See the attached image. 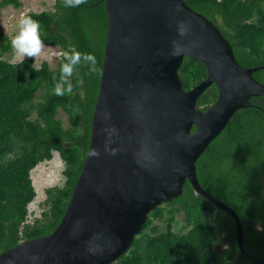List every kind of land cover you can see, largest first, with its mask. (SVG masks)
I'll use <instances>...</instances> for the list:
<instances>
[{
  "label": "trees",
  "instance_id": "1",
  "mask_svg": "<svg viewBox=\"0 0 264 264\" xmlns=\"http://www.w3.org/2000/svg\"><path fill=\"white\" fill-rule=\"evenodd\" d=\"M184 1L217 26L240 66L264 65V0ZM7 6L18 8L21 3L0 0V14ZM25 14L40 22L46 46L93 52L99 70L89 75L87 67H78L73 92L55 96L53 77L59 76L60 59L52 68L47 61L33 68L28 57L23 63L9 62L3 56L11 52V41L0 31V253L22 240L50 234L62 219L88 149L106 40L104 0H87L78 8L54 0L52 9ZM178 75L188 90L206 77V69L200 61L184 57ZM252 76L264 84V69ZM216 96L211 84L196 107L204 111ZM248 101L250 105L235 111L211 140L195 167L200 186L239 217L244 249L264 261V96ZM59 110L66 115L67 126L58 117ZM54 151L63 163V184L45 189L46 208L28 221V205L36 196L31 171L50 160ZM178 214L183 227L176 229ZM235 233L233 219L195 194L185 181L181 195L148 213L141 231L116 262L257 264L238 251Z\"/></svg>",
  "mask_w": 264,
  "mask_h": 264
},
{
  "label": "water",
  "instance_id": "2",
  "mask_svg": "<svg viewBox=\"0 0 264 264\" xmlns=\"http://www.w3.org/2000/svg\"><path fill=\"white\" fill-rule=\"evenodd\" d=\"M104 3L106 40L89 144L65 212L50 234L0 253V264H112L148 213L181 195L185 181L233 219L238 251L264 264L244 249L239 217L200 186L195 167L235 111L264 96V84L252 76L264 65L240 66L217 26L184 0ZM184 57L206 69L188 90L178 75ZM211 84L217 96L202 111L196 101Z\"/></svg>",
  "mask_w": 264,
  "mask_h": 264
},
{
  "label": "clouds",
  "instance_id": "3",
  "mask_svg": "<svg viewBox=\"0 0 264 264\" xmlns=\"http://www.w3.org/2000/svg\"><path fill=\"white\" fill-rule=\"evenodd\" d=\"M86 3L87 0H63V5L67 8H78ZM40 29L38 20L24 13L20 15L16 34L11 38L14 63H23L26 57L35 58L31 66L36 68V61L45 54L46 48ZM181 33H183V27H181ZM56 55L60 59V69L58 78L53 77L55 96L63 97L73 92L72 77L78 67H87L89 75L96 74L99 70L98 61L93 52H81L73 46L59 51Z\"/></svg>",
  "mask_w": 264,
  "mask_h": 264
},
{
  "label": "rangeland",
  "instance_id": "4",
  "mask_svg": "<svg viewBox=\"0 0 264 264\" xmlns=\"http://www.w3.org/2000/svg\"><path fill=\"white\" fill-rule=\"evenodd\" d=\"M21 6L14 8L7 6L1 10L0 14V31L4 32L10 39L16 34L17 24L22 13L28 11H40L52 9L54 0H19ZM56 46H46L45 54L36 61V66L41 62L47 61L50 67H55L56 59ZM5 60L13 62V49L10 53L3 56ZM33 61L35 58H32ZM16 63V62H15ZM58 117L62 119L63 124L67 126L66 115L59 110ZM63 163L56 151L52 153V158L47 161H42L35 166L31 171V178L35 188L36 196L33 201L28 205L29 219L37 217L40 212L46 207L43 205L45 199V189L53 186H60L63 184L64 176L62 175ZM175 228L183 227V217L178 214ZM114 264H119L115 262Z\"/></svg>",
  "mask_w": 264,
  "mask_h": 264
},
{
  "label": "flooded vegetation",
  "instance_id": "5",
  "mask_svg": "<svg viewBox=\"0 0 264 264\" xmlns=\"http://www.w3.org/2000/svg\"><path fill=\"white\" fill-rule=\"evenodd\" d=\"M259 226H257V228H258ZM259 230H261V227H259ZM217 248H218V246H219V241L216 243V245H215ZM250 254V253H249ZM233 262H231V263H229V264H232Z\"/></svg>",
  "mask_w": 264,
  "mask_h": 264
},
{
  "label": "built area",
  "instance_id": "6",
  "mask_svg": "<svg viewBox=\"0 0 264 264\" xmlns=\"http://www.w3.org/2000/svg\"><path fill=\"white\" fill-rule=\"evenodd\" d=\"M59 52V49L57 48L56 50V54ZM56 59H59L58 56L56 55ZM28 221H30V219L28 218Z\"/></svg>",
  "mask_w": 264,
  "mask_h": 264
}]
</instances>
